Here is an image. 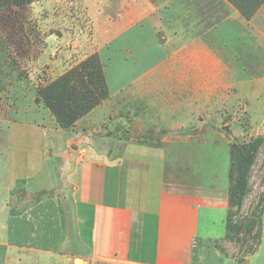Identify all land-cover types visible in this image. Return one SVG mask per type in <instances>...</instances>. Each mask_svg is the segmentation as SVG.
Wrapping results in <instances>:
<instances>
[{
    "label": "crops",
    "instance_id": "1",
    "mask_svg": "<svg viewBox=\"0 0 264 264\" xmlns=\"http://www.w3.org/2000/svg\"><path fill=\"white\" fill-rule=\"evenodd\" d=\"M263 6L246 20L227 0H168L166 19L140 17L98 49L107 97L71 127L17 105L0 123V264H239L214 248L229 206L201 151L225 141L207 68L233 65L240 34L252 60Z\"/></svg>",
    "mask_w": 264,
    "mask_h": 264
},
{
    "label": "rangeland",
    "instance_id": "2",
    "mask_svg": "<svg viewBox=\"0 0 264 264\" xmlns=\"http://www.w3.org/2000/svg\"><path fill=\"white\" fill-rule=\"evenodd\" d=\"M227 1L246 20L264 5V0ZM103 6L110 8L109 18L100 15ZM123 7L127 15L119 19L117 12ZM167 7L168 0H0V123L27 99L29 109H39L34 116L47 115L59 126L45 107L41 91L91 58L103 67L100 47L140 17L164 19ZM261 11L256 26L261 24L264 31V6ZM234 45L238 58L234 51L224 52L223 58L229 55L233 65L207 68L208 74L222 78L215 138L222 135L225 141L201 151H207L212 160L207 185L222 189L229 206L227 234L218 252L242 264L258 244L264 208V36L256 33L252 60L246 61L240 52L242 34ZM253 142L257 150L247 163L241 148ZM201 223L212 234H222L218 222ZM260 240L254 264H264V215Z\"/></svg>",
    "mask_w": 264,
    "mask_h": 264
},
{
    "label": "trees",
    "instance_id": "3",
    "mask_svg": "<svg viewBox=\"0 0 264 264\" xmlns=\"http://www.w3.org/2000/svg\"><path fill=\"white\" fill-rule=\"evenodd\" d=\"M252 13L253 11L249 14ZM40 94L57 124L62 128L71 127L107 97L103 67L96 58H91L48 85ZM256 146V142H253L252 145L241 148L247 163L253 161ZM214 248H218V245H214Z\"/></svg>",
    "mask_w": 264,
    "mask_h": 264
}]
</instances>
